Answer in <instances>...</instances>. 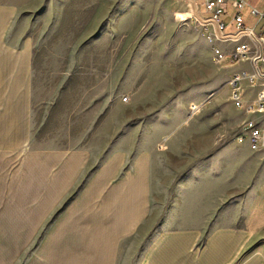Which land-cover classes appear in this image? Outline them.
Wrapping results in <instances>:
<instances>
[{
    "label": "rangeland",
    "instance_id": "obj_1",
    "mask_svg": "<svg viewBox=\"0 0 264 264\" xmlns=\"http://www.w3.org/2000/svg\"><path fill=\"white\" fill-rule=\"evenodd\" d=\"M247 1L263 11L264 2ZM179 11H188L184 0H0V49H30L31 149L150 142L155 148L171 133L164 152L173 168L164 200L152 204L141 162L122 177L107 168L73 205L72 212L83 210V226L70 217L69 232L59 230L52 264H228L227 256H213L214 248L235 234L208 236L227 213L235 228L250 219L256 196L250 168L264 151L222 154L236 143L242 117L227 109L212 25L193 15L179 20ZM227 13L220 20L233 32L230 7ZM241 13L253 28L259 17L250 16L248 6ZM229 42L218 44L227 51ZM238 65L220 63L223 69ZM211 98L218 102L212 115ZM195 229H201L196 242L197 234L188 232ZM263 229L252 234L242 257L264 246ZM16 251L0 250V262Z\"/></svg>",
    "mask_w": 264,
    "mask_h": 264
},
{
    "label": "crops",
    "instance_id": "obj_2",
    "mask_svg": "<svg viewBox=\"0 0 264 264\" xmlns=\"http://www.w3.org/2000/svg\"><path fill=\"white\" fill-rule=\"evenodd\" d=\"M245 2L244 7L248 6L249 15L253 16L250 14V8L255 6L258 9L257 5L250 4L247 0ZM187 5L189 11V4ZM228 7L233 11V15L235 10L228 4L227 12ZM188 11L179 12L186 15ZM256 22L253 29L259 27L260 30L262 23ZM245 25L252 28L246 20ZM234 44L235 42L230 41L227 51L218 44L227 55L223 61H231L228 52ZM219 68L223 70V80L227 82L235 72H250L251 64L249 60L244 59L239 61L238 66ZM243 87L248 97H253L257 90V87L248 85L246 81L243 82ZM226 96L227 109L239 114L242 120L243 113L232 106L229 95ZM210 103L212 115L218 102L211 98ZM29 125L30 49H0V250H17L0 264H52L51 257L55 251L51 249L57 248L59 230L69 232L67 223L70 217H77L79 226H83V210L72 212L73 205L81 200L83 192L93 180L98 184L100 175L107 174V168L117 169L122 177L131 164L135 166L141 162L146 169L147 191L152 204L153 201L164 200V194L170 186L169 170L173 168L169 155L164 152L169 146L168 142L166 149L161 151L157 149L161 141L155 146L156 149L150 142V145L145 143L140 146L116 143L107 149L104 145H99L77 148L69 152L35 150L30 148L32 140ZM132 130L137 134L140 132L139 126ZM221 151L229 158L240 152L248 155L252 150L236 142ZM219 157L216 154L211 158L212 170L217 168ZM262 157L263 155H258V158ZM110 170L109 174L112 172ZM250 170L252 175L253 170L256 171L254 177L252 176L255 179L251 181L256 185V196L250 206V219L242 228H235L230 225V214L227 213L224 219L214 225L208 236L209 238L219 230L235 234L236 239L227 236L223 245L214 248L213 256H227L228 264H264V246H257L251 253L241 256L252 234L261 232L264 228V159L251 166ZM77 181H82V184L76 193L72 194ZM219 181L215 183H222ZM226 183L229 184V178ZM219 195L216 189L213 199L218 201ZM200 231L201 229L188 231L197 234L195 242Z\"/></svg>",
    "mask_w": 264,
    "mask_h": 264
},
{
    "label": "built area",
    "instance_id": "obj_3",
    "mask_svg": "<svg viewBox=\"0 0 264 264\" xmlns=\"http://www.w3.org/2000/svg\"><path fill=\"white\" fill-rule=\"evenodd\" d=\"M193 2L203 18H210L216 22L221 36L239 34L236 38H221L217 36L212 22L203 23L213 27V33L209 39L213 42V58L218 67L227 56L218 45L219 41L224 40L235 42L228 52L231 61L245 59L249 60L251 64L250 72H235L227 80L230 101L235 108L243 113V119L239 123L234 140L238 144L248 146L254 152L264 151V9L259 11L255 6L250 8V14L259 17L256 24L262 23L260 30L256 33L253 28L245 25L241 13L246 5L245 0H193ZM228 4L235 10L231 17L235 27L233 32H226L224 22L220 20V16L227 13ZM201 7L207 12V16L201 13ZM244 81L250 86L257 87L253 97L246 96V89L243 87ZM123 100L126 101L127 98L125 97ZM196 108L197 106L192 104L190 111H194ZM167 139L168 136L158 144L159 151L166 149Z\"/></svg>",
    "mask_w": 264,
    "mask_h": 264
},
{
    "label": "water",
    "instance_id": "obj_4",
    "mask_svg": "<svg viewBox=\"0 0 264 264\" xmlns=\"http://www.w3.org/2000/svg\"><path fill=\"white\" fill-rule=\"evenodd\" d=\"M188 4H189V9H190V12L192 13V15L196 18V20H198L199 22H202V23H208V22H212L213 24V27L215 29V32L217 34L218 37H221V38H228V37H238V35L236 36H232V35H226V36H221L219 30H218V26L216 24V22L213 20V19H210V18H203L197 11L196 7H195V4L193 2V0H185Z\"/></svg>",
    "mask_w": 264,
    "mask_h": 264
},
{
    "label": "bare ground",
    "instance_id": "obj_5",
    "mask_svg": "<svg viewBox=\"0 0 264 264\" xmlns=\"http://www.w3.org/2000/svg\"><path fill=\"white\" fill-rule=\"evenodd\" d=\"M192 16V13L190 12V10L187 12V14L185 15V14H179L178 16H177V18L179 19V20H184V19H186L187 17H191Z\"/></svg>",
    "mask_w": 264,
    "mask_h": 264
}]
</instances>
